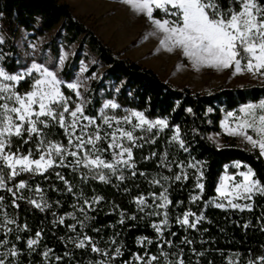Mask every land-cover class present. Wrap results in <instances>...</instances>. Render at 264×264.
Here are the masks:
<instances>
[{"label":"trees","instance_id":"1","mask_svg":"<svg viewBox=\"0 0 264 264\" xmlns=\"http://www.w3.org/2000/svg\"><path fill=\"white\" fill-rule=\"evenodd\" d=\"M221 3L227 7L228 0ZM260 3L264 4V0ZM154 15L164 17L160 10ZM58 25L63 33L59 31L44 48L48 47L57 59L60 43L65 47L77 44L75 54L59 71L64 81L63 93L74 103L79 99L67 83L77 76L84 57L92 55L99 61L88 68V76L97 74L83 92L84 115L95 118V124L87 129L89 133L98 128L103 137L113 131L100 119V110L107 100H114L120 109L143 112L150 121L166 120L167 126L148 130L147 125H130L136 138L131 161L135 168L120 165L115 175L105 169L108 182L94 178L84 165L73 167L72 156L66 157L67 166H59L57 160L46 172L6 179L7 188L0 189V258L5 264H147L153 255L158 259L152 264H179L180 260L184 264H260L259 258L264 256V195L245 200L251 209L216 207L209 202L217 197L225 167L234 162L253 169L264 184V156L257 148L228 135L224 136L226 143L219 146L210 135L221 131L220 121L230 111L264 100V82L219 85L206 90L174 84L154 69L114 51L92 26L74 14L66 0H0V65L8 73L27 66L17 44L21 29L38 35ZM100 64L103 69L98 71ZM17 90H29V83L20 82ZM67 119L70 118L66 114ZM177 128L179 140H174ZM42 130L48 140L68 144L65 131L58 124L50 123ZM38 139L34 136L22 144L20 138L13 137L12 151L19 147L25 154L29 149L35 152ZM110 143L108 139L96 145L107 162L112 161ZM192 164L197 167H190ZM201 171L202 192L196 187ZM120 175L125 179H118ZM177 175L182 179L177 181ZM21 180L27 183L24 189L16 187ZM161 193L171 201L166 207H161L158 200ZM193 196L199 199L193 201ZM94 197L102 199L94 201ZM137 197H143L145 203L138 204ZM32 200L41 208H36ZM165 212L167 224L162 223ZM186 212L196 215L189 216L188 225H181L179 220ZM196 216L202 219L197 222ZM157 222L164 225L163 232L153 227ZM192 223L196 227H190ZM29 240L37 243L29 246ZM81 240H85L84 247L78 246ZM93 244L101 252H93ZM117 248L120 255L116 254ZM13 249L15 256L11 255ZM137 256L143 259L137 260Z\"/></svg>","mask_w":264,"mask_h":264},{"label":"snow or ice","instance_id":"2","mask_svg":"<svg viewBox=\"0 0 264 264\" xmlns=\"http://www.w3.org/2000/svg\"><path fill=\"white\" fill-rule=\"evenodd\" d=\"M135 12L145 14L149 21L154 25L155 32L150 35H161L159 44L169 52L181 50L185 57L193 62L194 66L212 67L216 69H233V75L249 73L252 76L264 77V4L260 0H228L227 7H224L221 0H124ZM239 5V8H237ZM163 12L162 19L154 18V11ZM63 64V59L59 61ZM28 82L29 90L21 92L17 90L16 85L20 82ZM64 81L58 77L57 72L50 70L42 63L33 62L30 67L16 74H9L3 67H0V189L7 188L6 179L10 180L23 173H43L57 164L65 165L67 156L75 158L73 167L84 165L92 172L94 178L100 181L108 182V177L104 170H109L113 175L119 171V166L124 165L129 168H135L132 161V150L136 138L132 131H125L117 128L116 131L108 133L103 137L99 130L89 133L87 129L95 124V118L84 115L85 101L74 103L70 97H66L61 90ZM67 88L72 89L76 96H80V82L67 83ZM70 107V105H73ZM107 108H118L119 105L112 100L103 105ZM189 111H191L189 109ZM240 115L229 112V119L223 121L226 132L232 136H241L249 142L254 148H258L260 155L264 156V100L257 103H247L239 109ZM66 114L70 119L66 120ZM139 118V124L134 128H143L147 125L148 130L157 125L167 126L166 120L149 121L142 112L132 113ZM106 124L111 123L113 118L103 114ZM125 122L129 118L124 117ZM87 121V123H83ZM50 123L58 124L64 129L68 139V144L63 145L60 142L48 140L45 137L43 128H48ZM119 123V121H117ZM79 129V134H77ZM252 130L256 138L249 134ZM119 132V136H117ZM174 140H179V128L176 129ZM27 135V139L23 137ZM39 137L36 145V151L31 149L25 154L19 151H12V138H20L22 144H27L33 137ZM87 137V139H85ZM121 138H126L132 142V146H124ZM111 139L108 149H112V161L107 162L102 158L103 152L97 148V142ZM91 145V148H88ZM183 147V141L180 140ZM75 149V150H72ZM107 149H105L106 151ZM186 150V149H185ZM125 155L127 159H125ZM236 162L235 167H240ZM196 168V164L190 165ZM246 171L240 172L239 176L243 179L241 182L232 185V192L226 195L225 185L222 183L217 188V192L227 199L228 206L232 208L251 209L252 205L245 204L243 207L234 203L233 199H228L229 195L240 197L245 200H251L256 194L264 195V184L256 178V173L250 167ZM227 168V166H226ZM7 169V176L5 174ZM58 178L63 180V176L56 173ZM135 175V171H133ZM203 172L197 177L196 187L204 189V184L199 180L203 177ZM183 178H187L186 175ZM120 180L125 177L120 175ZM167 179V177H165ZM177 181L182 177L177 175ZM233 180L235 177H229L226 173L224 180ZM159 183V181H153ZM67 183V181H65ZM19 189L27 187L23 180L16 185ZM12 191V189H8ZM39 191V189H37ZM71 191V187H69ZM167 190L165 189V193ZM165 193H161L160 199L163 200L161 207H166L170 200ZM15 195V193H13ZM3 198L0 197V200ZM102 197H94L98 201ZM193 201L199 199L198 196L191 198ZM36 208H41V204L35 200L30 201ZM140 205L145 203L143 197H137ZM87 203V201H85ZM223 203L216 204V207H224ZM83 211V209H81ZM71 215V214H70ZM195 216V213L186 212L181 225L189 224V216ZM202 219L196 216V221ZM63 223V218L60 219ZM167 213L164 214L163 224H167ZM75 227L74 225L72 226ZM157 232H161L160 225H153ZM190 227H196L195 223ZM162 234V233H161ZM39 237V233H37ZM85 237V240H90ZM85 240H81L79 247L85 246ZM37 240H29L28 245L32 246ZM93 252H101L95 244L92 245ZM17 253L13 249L11 255ZM106 254V253H105ZM116 254L120 255L119 248ZM47 255V253H45ZM137 260L143 257L137 256ZM157 256L153 255L147 261L152 264ZM260 264H264V256L259 258ZM0 264H5L4 259L0 258ZM103 264V261L100 262ZM179 264H184L183 260ZM231 264V262H230ZM249 264H257L255 261H249Z\"/></svg>","mask_w":264,"mask_h":264},{"label":"rangeland","instance_id":"3","mask_svg":"<svg viewBox=\"0 0 264 264\" xmlns=\"http://www.w3.org/2000/svg\"><path fill=\"white\" fill-rule=\"evenodd\" d=\"M66 1L72 5L74 14L88 25L92 26L100 37L114 51H119L124 57L138 61L142 65L154 69L161 78L174 84L180 86L189 85L195 90H206L219 85L242 86L249 83L264 82V77H254L246 72L243 74L233 75V69L231 68L223 70L212 67L197 68L194 66L190 58L185 57L182 54L181 50L177 49L172 52L167 51L159 44V40L161 39L160 34L150 35L156 30L154 25H152L149 21L148 17L145 14L135 12L124 2V0ZM155 12L156 10L154 13ZM154 18L162 19L156 17L155 15ZM59 31L63 33L59 25L50 31H46L38 35H34V32H28L25 29H21L17 38V44L22 50L23 57L28 61V64L26 67L20 68L15 73L9 74L21 72L30 67L33 62H36L42 63L50 70L56 71L59 77V71L64 66V63L69 57L73 56L77 50V44L65 47L63 43H60V56L55 59L51 55L50 49L48 47L44 48V46L51 41V38ZM61 40L62 38L58 37V41L61 42ZM61 59H63V64L59 63ZM94 63H99L96 57L92 55L84 57L81 60L80 70L78 71L77 76L72 82H70H80V88L78 89L80 96H77L79 100L76 103H80L81 100H84L83 92L88 88V85L97 74L94 73L92 76H88L86 74L88 68ZM0 67L2 66L0 65ZM102 69L103 66L100 64L98 71H101ZM17 86L18 84L16 87ZM107 101L105 103H107ZM112 101L115 102L114 100ZM102 112L109 118H115L111 120L110 125L108 124L109 126H112L113 131H116L117 128L130 131V125L134 126L139 124V118L132 115L134 112H140L138 110L127 108L120 109V107L105 109L102 106L100 110V119L101 122L105 123ZM233 113L240 115L239 110ZM124 117L129 118L128 122H125ZM144 117L149 120L145 115ZM225 119H229L230 124L232 123L231 119L228 118L227 115L224 116L220 121L221 131L210 135L212 141H214L217 145L222 146L226 143L224 136L228 135L236 138L242 144L253 147L243 137L229 135L223 126V121H225ZM117 121H119V123H117ZM249 134L256 138V135L252 130H249ZM117 136H119V132H117ZM130 142L131 141H128L126 138H121V143H123L124 146H129ZM88 148L90 149L91 145H88ZM125 159H127L126 155ZM239 163L241 165L240 167H235L236 162L227 165V168L225 167V171L221 175L218 187H220L223 183L225 185L226 195L232 192V185L234 183L242 181L243 178L239 176V173L247 170L245 167L246 165L241 162ZM226 173L229 177H235V181L231 179L224 180ZM228 199H233L234 203H238L242 207L246 204L245 199L240 197L234 198L233 195H229ZM158 200H160L162 204L164 203L162 199L158 198ZM209 203L211 205L223 203L225 205L224 207L228 206L227 199L222 197L219 192H217V197L212 199ZM156 225H160L161 232L165 230V227L161 222H157Z\"/></svg>","mask_w":264,"mask_h":264}]
</instances>
